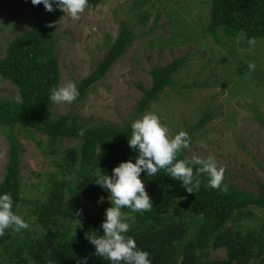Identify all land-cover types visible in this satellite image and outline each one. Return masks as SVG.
Returning <instances> with one entry per match:
<instances>
[{"label": "trees", "instance_id": "1", "mask_svg": "<svg viewBox=\"0 0 264 264\" xmlns=\"http://www.w3.org/2000/svg\"><path fill=\"white\" fill-rule=\"evenodd\" d=\"M20 2L30 10L34 21L10 42L6 55L0 56V75L19 91V97L0 96V128L9 142L0 193H11L13 211L21 215L25 201L24 150L19 128H32L47 135L57 169L50 173L47 198L25 201L33 205L35 231L17 233L9 229L0 237V264H77L84 257L88 258L87 264H109L96 256L95 247L85 237L92 231L103 234L100 224L111 206L109 193L94 184L96 176L111 175L112 169L123 161L135 162L137 153L128 145L131 122L90 126L76 113L54 112L56 104L49 95L52 88L61 84L57 31L62 11L47 12L42 4L33 6L31 0ZM148 16V11L143 12V19ZM219 30L231 39L245 34L246 43L251 38L264 37V0H211L205 31L219 41ZM136 38L133 28L123 21L105 57L78 82L75 102L87 96ZM245 61L251 59L246 57L238 70L243 75L249 72ZM184 64V58H177L152 68V85L138 84L142 97L135 108L136 118L150 110L167 88L177 85L176 74ZM213 118L214 114L206 111L192 130L204 128ZM65 141L72 144L64 146ZM177 158L191 160L187 149ZM141 179L153 207L143 214H133L135 219L129 221L128 235L150 254L152 264H264V219L257 222L261 217L255 211L260 208L264 212V182L258 192H253L238 186L225 172L228 191L224 193L207 188V177L202 174L199 190L188 193L163 170L156 176L141 173ZM102 196L104 202L98 203ZM221 248L226 249L227 256L214 258L213 250Z\"/></svg>", "mask_w": 264, "mask_h": 264}, {"label": "rangeland", "instance_id": "2", "mask_svg": "<svg viewBox=\"0 0 264 264\" xmlns=\"http://www.w3.org/2000/svg\"><path fill=\"white\" fill-rule=\"evenodd\" d=\"M20 1L0 0L1 57L6 55L10 42L33 24L30 10ZM138 1L141 3L136 6ZM210 8L211 0H88L79 20L62 12L57 31L60 86L69 82L78 85L96 67L118 36L123 21L133 28L137 38L84 99L56 104L54 112L76 113L90 126L132 123L140 118L134 116L142 97L138 84L151 86L153 67L184 58L185 64L176 74L177 85L167 88L145 114L158 115L173 136L180 131L190 133L192 143L187 154L191 159L211 155L238 186L258 192L264 182V37L250 46L245 34L231 39L219 30L217 41L205 31ZM145 11L149 12L147 20L142 18ZM246 57L256 63V69L243 75L238 70ZM0 96L19 97L18 87L1 75ZM206 111L214 118L204 128L193 131V124ZM19 132L24 150L25 201H44L51 186L50 173L57 169L53 163L56 155L50 151L47 135L32 128H19ZM71 144L64 142V146ZM8 150L9 142L0 128V182ZM25 201L20 216L28 223L27 229L35 231L33 205ZM255 211L260 222L264 212L260 208ZM212 256L223 258L227 251L213 250Z\"/></svg>", "mask_w": 264, "mask_h": 264}, {"label": "clouds", "instance_id": "3", "mask_svg": "<svg viewBox=\"0 0 264 264\" xmlns=\"http://www.w3.org/2000/svg\"><path fill=\"white\" fill-rule=\"evenodd\" d=\"M33 6L43 5L47 12L59 9L64 16L79 20L88 5V0H31ZM63 16V17H64ZM55 27V24H49ZM239 44V40H237ZM255 38L248 44L255 45ZM249 71L256 69L254 61H245ZM79 96V90L74 82H69L50 91L49 99L54 104H71ZM130 149L137 153L135 162L129 159L112 169L111 175L101 173L95 178L94 184L109 193L111 204L105 210L104 219L100 224L102 235L94 231L86 234V239L95 247L96 256L107 260L109 264H152L150 254L137 246L136 240L128 235L130 220L135 213L143 214L150 211L153 202L149 197L141 173L145 176H156L163 170L166 176L178 181L188 193H195L201 187L202 174L207 177L206 187L224 193L228 186L224 184L225 169L218 167L215 158L199 156L191 160L178 159V154L191 145L188 132L180 131L174 136L163 125L155 113H147L131 123V137L128 138ZM195 166V171H194ZM98 203L104 202L100 197ZM130 211L124 213L122 209ZM28 223L13 211L11 193H0V237L6 230L20 232L27 229ZM87 257L77 261V264H87Z\"/></svg>", "mask_w": 264, "mask_h": 264}]
</instances>
